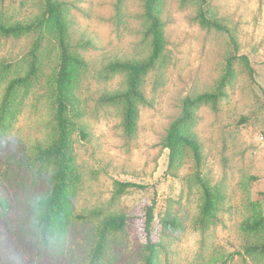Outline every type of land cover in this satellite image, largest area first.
Returning <instances> with one entry per match:
<instances>
[{
  "label": "rangeland",
  "instance_id": "rangeland-1",
  "mask_svg": "<svg viewBox=\"0 0 264 264\" xmlns=\"http://www.w3.org/2000/svg\"><path fill=\"white\" fill-rule=\"evenodd\" d=\"M57 1L70 22L71 49L87 63L75 90L78 117L70 141L80 182L70 197L67 235L44 246L29 204L50 188L52 169L36 160V152L56 137L58 49L49 33L0 36V103L9 81L27 72L32 52L38 69L17 91L14 116L0 129V196L10 204L0 211V264H144L143 210L154 197L159 264H264V253L248 249L264 244V0H206L234 35L236 52L227 34L198 24L196 2L159 0L165 47L143 77L148 105L139 106L133 135L122 127L121 105L104 98L126 88L125 73L110 71V63L141 61L150 53L144 0ZM43 7L44 0H0V22L27 23ZM232 55L249 59L252 79L239 59L232 63L225 96L215 106H199L189 128L201 145L200 165L187 152L167 172L164 138L182 101L214 92ZM198 177L213 193L208 215L201 212ZM117 183L141 187L117 194ZM120 213L130 222L109 234L101 258L92 263L103 223ZM259 218L260 229H245Z\"/></svg>",
  "mask_w": 264,
  "mask_h": 264
},
{
  "label": "trees",
  "instance_id": "trees-1",
  "mask_svg": "<svg viewBox=\"0 0 264 264\" xmlns=\"http://www.w3.org/2000/svg\"><path fill=\"white\" fill-rule=\"evenodd\" d=\"M124 0H118L121 4ZM189 1V0H183ZM198 5L197 22L205 29H212L225 33L229 37L233 51L238 49L237 41L230 29L207 8L206 0H191ZM143 18L146 21L145 35L150 39V53L141 61H114L108 65L113 72H123L126 75V88L120 92H112L104 99L122 107V127L127 135H133L136 131L139 106L148 105L141 90L143 77L160 61L165 40L163 25L160 19L159 0H144ZM69 20L64 5L57 0H44L43 10L34 19L27 23L16 22L7 24L0 22V36L18 38L24 34H38L43 36L49 33L54 37L58 49V63L53 78V104L55 109V139L47 145L39 146L36 152V160L39 163L51 167L49 191L42 196L35 197L29 204L30 212L35 219V229L40 242L48 246L51 242L63 239L67 235L71 220L70 197L80 182V171L75 163L71 152V130L76 124L74 119L78 117V101L75 93L80 82L81 71L87 67V63L78 54L72 51L69 35ZM87 41L81 46L90 45ZM239 59L249 77H253L249 59L246 56H229L226 59L225 70L218 82L216 90L212 93H201L194 97H186L182 101L180 115L170 124L164 138V148L168 151V171H173L185 153H190L196 166L200 165L201 145L199 140L189 132V128L196 120L195 110L205 104L215 106V103L225 96L223 89L226 83L234 78L232 63ZM36 56L31 54V61L27 72L9 81L0 103V129L5 121L14 116L16 101L15 95L18 90L24 88L30 79L37 76ZM81 127V128H80ZM79 127L82 140H86L87 133ZM166 172V173H167ZM202 190L203 206L202 214L208 215L214 209V197L208 185L197 178ZM117 194L125 190L135 189L136 184L117 183ZM264 196V192L261 194ZM10 209L7 200L0 196V211L6 212ZM155 197L144 207L143 210V235L145 240L144 264H159V244L152 240V229L154 223ZM131 218L126 214H115L109 216L99 231L98 239L92 251L91 262L96 263L102 256L110 233L120 232L130 222ZM261 218L245 224V229L256 231L261 228ZM251 252L264 253V244L248 248Z\"/></svg>",
  "mask_w": 264,
  "mask_h": 264
}]
</instances>
